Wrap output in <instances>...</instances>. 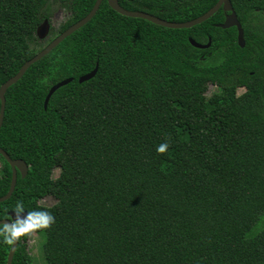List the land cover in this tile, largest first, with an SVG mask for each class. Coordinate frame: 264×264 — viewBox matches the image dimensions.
I'll return each instance as SVG.
<instances>
[{
	"label": "trees",
	"instance_id": "obj_1",
	"mask_svg": "<svg viewBox=\"0 0 264 264\" xmlns=\"http://www.w3.org/2000/svg\"><path fill=\"white\" fill-rule=\"evenodd\" d=\"M57 1L68 11L59 34L96 0H0V86L41 49L32 43L49 18L43 9ZM217 1L119 3L188 21ZM231 2L244 47L235 26H216L222 8L192 27L168 28L102 0L7 89L0 147L28 165L0 202V219L29 213L17 224L12 264H31L33 232L46 264H264V227L254 231L264 216V0ZM190 37L212 43L197 48ZM69 77L45 108L51 86ZM209 84L222 92L207 96ZM68 150L71 162L54 177L56 155ZM0 159L3 196L12 168ZM45 197L56 202L42 204ZM13 239L1 224L0 264Z\"/></svg>",
	"mask_w": 264,
	"mask_h": 264
},
{
	"label": "water",
	"instance_id": "obj_2",
	"mask_svg": "<svg viewBox=\"0 0 264 264\" xmlns=\"http://www.w3.org/2000/svg\"><path fill=\"white\" fill-rule=\"evenodd\" d=\"M109 5L116 10L118 13L129 16V17H134V18H143L146 19L152 23H155L157 25H161L163 27H168V28H189L194 25L200 24L207 19H209L211 16H213L220 8L223 9L225 12V19L223 22L216 24L217 27L226 29L235 26L237 28V42L240 47H244L246 45V40H245V34H244V29L242 26V23L238 19V16L233 8L231 0H218L215 5H213L208 11L203 13L202 15L188 20V21H170L166 20L164 18H161L155 14L149 13L147 11H140V10H129L124 8L122 5H120L119 0H107ZM102 0H96L92 9L90 12L84 16L83 18L79 19L72 25H70L67 29L64 31L60 32L58 35L53 37L43 48H41L33 57L28 59L22 67L19 69V71L7 79L1 86H0V127L3 123L4 119V113H5V105H6V91L7 89L16 83L27 71V69L36 61L40 60L42 57L47 55L49 52H51L57 45H59L67 36L71 35L74 31L79 29L80 27L84 26L87 22L92 19V17L96 14L98 11L100 4ZM50 31V21L48 18H45L37 27L36 30V35L39 39H44L45 37L48 36ZM190 43L197 47V48H208L210 47L212 43V39L209 38L207 43H200L196 41L194 38L190 37L189 38ZM98 71V64L96 67L79 77L78 81L80 83L87 81L91 78H93ZM72 81V77L63 79L54 85L51 86L49 89V92L45 98L44 102V107L47 108L48 102L52 94L59 89L60 87L68 84L69 82ZM0 154L6 159V161L10 164L12 168V179H11V184L8 192L0 196V202L7 200L8 198L11 197L13 194L16 183H17V178H18V172L21 173L22 177H25L27 172H28V165L27 163L21 159V158H16L13 159L2 147H0ZM29 220V213L28 211H10L9 212V218H3L0 219V225L5 224L8 225L13 229L14 233V239L12 241L9 253H8V258H7V264H12L14 253L16 251V248L19 243V233L17 229V224L23 225L26 224Z\"/></svg>",
	"mask_w": 264,
	"mask_h": 264
},
{
	"label": "rangeland",
	"instance_id": "obj_3",
	"mask_svg": "<svg viewBox=\"0 0 264 264\" xmlns=\"http://www.w3.org/2000/svg\"><path fill=\"white\" fill-rule=\"evenodd\" d=\"M43 12L49 14L50 21V31L47 37L44 39H39L37 42L32 43V47L37 50L42 48L46 43L51 40L54 36H56L59 32V26L63 21L66 20L68 16L67 9L62 5L61 1L57 2H49L47 6L43 9ZM222 92V88L215 84H209L206 95L209 96L214 92ZM245 91V88L242 86H238L236 88V94L240 95ZM72 160L71 150L64 151L58 153L56 155V165L53 170V176H58L60 169L62 166L68 164ZM2 165V161L0 159V167ZM45 205H53L56 200L52 197H45L40 201ZM264 227V216L260 219L259 223L254 227V231H258ZM42 237L37 233H31L29 239L27 240L26 247L28 249L29 254L32 257L31 264H46L43 253H42Z\"/></svg>",
	"mask_w": 264,
	"mask_h": 264
},
{
	"label": "flooded vegetation",
	"instance_id": "obj_4",
	"mask_svg": "<svg viewBox=\"0 0 264 264\" xmlns=\"http://www.w3.org/2000/svg\"><path fill=\"white\" fill-rule=\"evenodd\" d=\"M9 218V217H8Z\"/></svg>",
	"mask_w": 264,
	"mask_h": 264
}]
</instances>
